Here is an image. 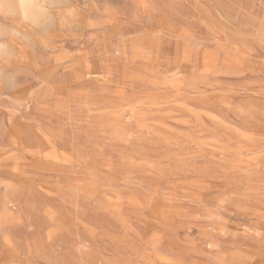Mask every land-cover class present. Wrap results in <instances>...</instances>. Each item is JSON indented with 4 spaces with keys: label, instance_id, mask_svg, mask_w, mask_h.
Listing matches in <instances>:
<instances>
[{
    "label": "rangeland",
    "instance_id": "obj_1",
    "mask_svg": "<svg viewBox=\"0 0 264 264\" xmlns=\"http://www.w3.org/2000/svg\"><path fill=\"white\" fill-rule=\"evenodd\" d=\"M34 7L0 0V264H264V0Z\"/></svg>",
    "mask_w": 264,
    "mask_h": 264
},
{
    "label": "bare ground",
    "instance_id": "obj_2",
    "mask_svg": "<svg viewBox=\"0 0 264 264\" xmlns=\"http://www.w3.org/2000/svg\"><path fill=\"white\" fill-rule=\"evenodd\" d=\"M36 1L37 0H18V5H19L20 11L22 13L20 15H23L25 17H32V16H34L35 13H36L35 7H34V6H36Z\"/></svg>",
    "mask_w": 264,
    "mask_h": 264
}]
</instances>
